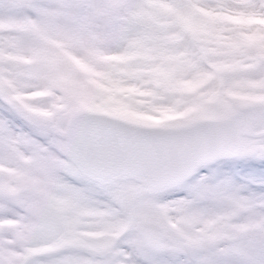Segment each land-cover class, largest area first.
<instances>
[{
    "label": "snow or ice",
    "instance_id": "1",
    "mask_svg": "<svg viewBox=\"0 0 264 264\" xmlns=\"http://www.w3.org/2000/svg\"><path fill=\"white\" fill-rule=\"evenodd\" d=\"M0 264H264V0H0Z\"/></svg>",
    "mask_w": 264,
    "mask_h": 264
}]
</instances>
